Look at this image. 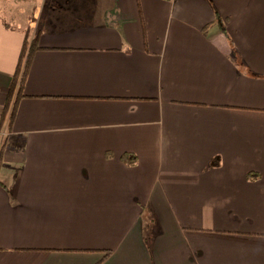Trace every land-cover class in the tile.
I'll return each mask as SVG.
<instances>
[{"label":"crops","instance_id":"1","mask_svg":"<svg viewBox=\"0 0 264 264\" xmlns=\"http://www.w3.org/2000/svg\"><path fill=\"white\" fill-rule=\"evenodd\" d=\"M26 38L0 264H264V0H0V116Z\"/></svg>","mask_w":264,"mask_h":264},{"label":"trees","instance_id":"2","mask_svg":"<svg viewBox=\"0 0 264 264\" xmlns=\"http://www.w3.org/2000/svg\"><path fill=\"white\" fill-rule=\"evenodd\" d=\"M215 18L218 22H220L219 20L220 17L217 14V12H215ZM222 31L225 32L224 27H222ZM224 34L227 36L226 33ZM34 46H35L34 41L31 40V42H28L26 38V40L23 43L22 50L20 52V58H19L16 70L12 75L11 81L7 88L6 96L3 101V105L1 109V116H0V125L5 119H7L8 121H11V119L13 118L15 114L17 102L19 98L23 95L22 84L24 82V79L27 73L31 53L33 51ZM2 147L3 145L1 144L0 145V160H1ZM145 241H146L148 248H150V239L147 238V236H145ZM99 264H102V262Z\"/></svg>","mask_w":264,"mask_h":264}]
</instances>
